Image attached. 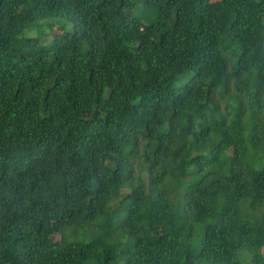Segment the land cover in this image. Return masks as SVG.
<instances>
[{"label": "trees", "instance_id": "obj_1", "mask_svg": "<svg viewBox=\"0 0 264 264\" xmlns=\"http://www.w3.org/2000/svg\"><path fill=\"white\" fill-rule=\"evenodd\" d=\"M0 264H264V0H0Z\"/></svg>", "mask_w": 264, "mask_h": 264}, {"label": "rangeland", "instance_id": "obj_2", "mask_svg": "<svg viewBox=\"0 0 264 264\" xmlns=\"http://www.w3.org/2000/svg\"><path fill=\"white\" fill-rule=\"evenodd\" d=\"M142 8H144V5H142ZM71 28V25L66 22L65 19L62 18H56V19H47L40 21L39 23H34L30 25L24 32V36H30L35 37L40 40L42 45H48L52 38L56 35V33H59V31H66ZM122 194H126V190L121 191ZM118 201L110 204L111 208H114L117 206ZM54 240L59 239V235H53Z\"/></svg>", "mask_w": 264, "mask_h": 264}]
</instances>
